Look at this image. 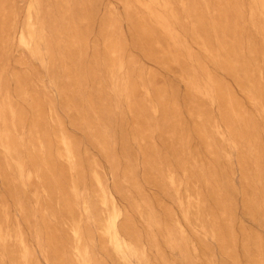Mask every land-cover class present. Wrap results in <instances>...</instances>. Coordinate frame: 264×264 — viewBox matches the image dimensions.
<instances>
[{"label": "rangeland", "instance_id": "rangeland-1", "mask_svg": "<svg viewBox=\"0 0 264 264\" xmlns=\"http://www.w3.org/2000/svg\"><path fill=\"white\" fill-rule=\"evenodd\" d=\"M0 264H264V0H0Z\"/></svg>", "mask_w": 264, "mask_h": 264}]
</instances>
